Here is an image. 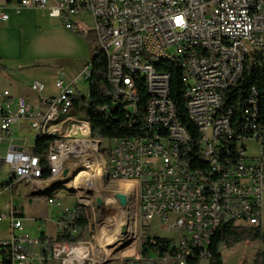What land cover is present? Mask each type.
<instances>
[{
  "label": "built area",
  "instance_id": "built-area-1",
  "mask_svg": "<svg viewBox=\"0 0 264 264\" xmlns=\"http://www.w3.org/2000/svg\"><path fill=\"white\" fill-rule=\"evenodd\" d=\"M12 5L18 10H43L96 44L107 57L110 94H128L131 114L137 111L133 75L144 78L147 61L173 57L174 52V59L184 66L183 97L198 138L180 120L171 98V78L160 70L147 89L142 134L129 139H93L106 145L110 158L115 159V174H125L133 182L140 202L139 220L142 226L148 225L141 259L186 264L198 254L203 262L222 223L262 228L264 112L260 96L256 90L252 91L256 99H246L248 111L240 113H248V121H240V113L225 103L224 96L240 79L249 52L256 50L264 59V0H13ZM7 19L1 9L0 20ZM204 45H213L214 53H203ZM208 61L217 62L216 72H205ZM90 74L89 64L81 75ZM119 77H128L125 90H118ZM75 81L57 76L53 82L56 93L43 95L48 84L35 79L31 89L40 94L37 106L19 94L14 84L5 87L0 92V132L10 133L13 124L23 120L29 122L35 137L79 130L80 120L72 112L78 95ZM212 108H221V115H212ZM237 122H246L250 133L237 131ZM155 126H163V137L154 138ZM166 126H174V134H166ZM252 141L258 149L250 154ZM84 144L91 140L52 143L47 178L41 177L43 167L34 151L11 148L6 161L14 177L0 181V193L15 179L24 178L36 188L51 184L56 174L66 178L69 158L76 155H83L82 164L93 165L83 154ZM55 200L56 196L48 197L51 204ZM5 217L12 232L1 242L5 262L0 264H43L49 258L61 259L63 264L80 261L74 252L80 245L77 242H57L50 249L26 232L13 206L0 220ZM36 244L39 252L31 249ZM43 252H48L47 258ZM151 252L155 259H150ZM88 258L81 260L85 263Z\"/></svg>",
  "mask_w": 264,
  "mask_h": 264
},
{
  "label": "crops",
  "instance_id": "crops-1",
  "mask_svg": "<svg viewBox=\"0 0 264 264\" xmlns=\"http://www.w3.org/2000/svg\"><path fill=\"white\" fill-rule=\"evenodd\" d=\"M12 1L0 0V10L8 14L6 21L0 20V59L6 66V69L0 70V92L14 84L19 94L24 95L30 104L37 106L40 94L31 89V83L35 79L47 82V90L43 95L56 93L53 86L54 79L57 76L66 78L65 72L71 74V77H68L69 81L76 80V83L77 76L90 64V43L81 33L66 28L60 18L51 17L45 11L33 7L18 10L12 5ZM22 71H28L29 82L26 84L18 76ZM78 91L81 92L79 89ZM76 116L80 117L78 114ZM36 140L26 120L13 124L8 134L0 132V181L11 180L14 177L11 166L6 161L9 150L20 148L34 151ZM4 163L9 165L7 171L4 170ZM49 192L51 195L52 190L31 188L29 181L24 178L15 179L10 188L0 193V215L13 206L17 215L23 218L26 232L31 233L34 239L38 240L42 234L55 238L64 227L53 218L57 207L51 206L49 211L48 203L42 208L36 204V198L32 197ZM32 207H35L33 211H31ZM38 220H43L44 224L42 225ZM47 221L53 225L51 232L44 230ZM11 232V222L7 217L2 218L0 254L1 242L9 238ZM31 249L40 251L37 244ZM56 260L63 264L61 259L55 258H49L47 264H53Z\"/></svg>",
  "mask_w": 264,
  "mask_h": 264
},
{
  "label": "trees",
  "instance_id": "trees-1",
  "mask_svg": "<svg viewBox=\"0 0 264 264\" xmlns=\"http://www.w3.org/2000/svg\"><path fill=\"white\" fill-rule=\"evenodd\" d=\"M91 44L94 43H90ZM158 70L167 72L171 78V98L174 101L178 115L184 126L191 132L194 138H198L197 127L191 122L187 115L185 101L183 97L184 84L182 76L184 68L174 58L161 60L157 63ZM91 74L88 78L89 88L87 94L78 91V95L73 99V113H76L88 120L90 125V137L100 139H129L140 136L146 116V106L149 99L147 87L144 79L139 75H133L136 83L137 111L131 114L128 111L130 103L119 96H111V85L108 78L107 57L97 46L93 55L90 56ZM6 69L0 59V70ZM260 96V106L264 112V59L261 54L253 50L249 52L245 59L244 71L238 82L229 89L224 96L227 105L236 107V111H246L249 108V100L256 92ZM247 113H240V121L247 120ZM243 122H237V129ZM55 142L53 136H39L36 140L34 152L40 159L43 171L42 178L50 175V164L47 159L49 147ZM50 195V192L47 193ZM48 195V196H49ZM64 224L63 229L55 238H50L42 234L38 241L40 244H48L50 249L57 242L72 243L83 240L89 228V220L83 214L79 205L74 209L64 213L60 217ZM148 225H143L147 229ZM264 239L261 227H239L231 223H222L213 234L208 245L207 264H224L223 248H232L239 243L258 242ZM148 249L144 250L146 254ZM47 258L48 252H43ZM48 263V260L44 262ZM159 264L156 260L127 259L124 264ZM7 264V263H6ZM186 264H202L198 254L190 257ZM252 264H264V251H257L252 260Z\"/></svg>",
  "mask_w": 264,
  "mask_h": 264
},
{
  "label": "rangeland",
  "instance_id": "rangeland-1",
  "mask_svg": "<svg viewBox=\"0 0 264 264\" xmlns=\"http://www.w3.org/2000/svg\"><path fill=\"white\" fill-rule=\"evenodd\" d=\"M89 25H92V22H90ZM95 47L96 44H91V55H93ZM172 55L174 57V52L172 53ZM155 60L156 58L154 59V61ZM27 72L28 71H22L18 74L19 78H21V80L25 84L29 82ZM65 75L66 78H64L69 81L70 78L68 77H71V74L65 72ZM77 77L78 81L74 86L78 88L83 94H87L89 88L88 78L82 76L81 73ZM66 135H70L69 130H66ZM72 135L78 138L83 137V135L77 131H74ZM257 149L258 144L255 141H252L249 144L248 152L252 154L256 152ZM82 163V155H76L75 157L69 158L67 167L70 168L69 171L72 174H70L68 179H74V181L77 180V178L75 179L76 172L74 170L76 168H78V170H88V167H86L87 164ZM3 167L4 170L7 171L9 165L7 163H4ZM70 185L71 186L61 185L54 191H52V193L56 195L54 204L48 202L49 194H37L32 195V197L34 196L36 198V204H38L42 208H45L46 203H48L49 211L51 206L55 208L57 207L55 209V213H53V218L58 221L59 224H61L60 226L64 225L60 221V217L64 213L72 210L77 205L81 207L83 214H85V216L88 218L89 228L85 233L83 240L75 244H83L87 246H91L92 244H94L95 250L94 252H92L93 254L90 255L89 258L85 261V263L75 260L74 264H124L125 260L127 259H141V244L144 242L145 234L148 230L143 228L141 221L138 218L137 203L136 200H133L132 195L130 196V198L132 199H128L129 204L128 202L122 204L118 201L117 193H115L116 191L122 192L121 190H118V188H125L126 191H129L132 185L111 180H108L102 184L95 183V185L83 181H76L74 184ZM96 187H98V189H96ZM129 192L128 194L130 195L131 192ZM34 208L35 207H32L31 211H33ZM51 216L52 214L50 215V217ZM38 221L42 225L44 224L43 220ZM49 222L44 230L51 232L53 231V225ZM130 223L133 224L132 227H135V233L129 234V236L120 245L112 247V244L109 243L114 239L115 233L120 229L121 226H129ZM262 230L264 236V221ZM136 231L138 232L136 233ZM30 235L32 238H35L31 233ZM101 236L105 240L104 243L109 244L107 246V249H110V251H108V254L107 251L101 248L102 246L100 245L98 239ZM260 250L264 251V239L262 241L254 243H239L232 248H223L222 254L224 264H252L255 253ZM155 258V252H151L150 259ZM145 260L151 261L149 259ZM53 264H60V261L56 260ZM202 264H207V261L203 260Z\"/></svg>",
  "mask_w": 264,
  "mask_h": 264
},
{
  "label": "bare ground",
  "instance_id": "bare-ground-1",
  "mask_svg": "<svg viewBox=\"0 0 264 264\" xmlns=\"http://www.w3.org/2000/svg\"><path fill=\"white\" fill-rule=\"evenodd\" d=\"M203 53L206 54H213L214 53V46L213 45H204L203 46ZM156 60L154 61V59ZM174 58L171 56H157L154 57L153 60L147 61L146 64L143 66V76L144 81L146 83L147 89H149L150 84L153 83V74H159L160 70H158L157 63L161 60H166ZM184 68V66H182ZM217 71V62L216 61H208L207 64H205V72H216ZM164 75L167 77H170V75L167 72H164ZM89 78V77H86ZM128 85V77H119L118 79V90H125V86ZM119 97L124 98L125 100H128V94H119ZM251 99H255L252 97ZM248 111V108L246 109ZM212 115H221V108H212ZM80 120L79 124V130H73L70 132V135H66V130H62V132H55V133H48L44 135L53 136L55 138L54 143H65V142H72V143H86L91 140V144H84L83 146V154L87 157L88 160L93 162V165H87L88 170H81L78 168L74 169L76 172V181H83L90 184L95 185V183H104L108 180L111 181H118L126 184H131V188L129 191H126L125 188L121 189L118 188V190H121L122 192H115V193H124L127 197V202L132 199L130 196L132 195L133 200H136L137 203V211H138V218L140 215V202L136 199V192L135 188H133V182L131 180H126L125 174H115V159L110 158V154H108V148L106 145H100V140H93L95 138L90 137V125L87 119H85L82 116H77ZM247 120L248 121V113H247ZM74 131L80 132V134L83 135L82 138L74 137L72 134ZM237 131H240V133H250V126H246V122H243L242 125H240L237 129ZM68 133V132H67ZM166 134H174V126H166ZM40 135V136H44ZM39 137V136H38ZM36 137V138H38ZM163 137V126H155L154 127V138H161ZM83 157V155H82ZM69 167L66 165V172H69L68 176L64 178V174H56V180H52V183L47 186H41L36 187L35 189H41V190H48V191H54L57 187L61 185L71 186L70 184H74L76 181L74 179H68L70 174H72L69 171ZM85 180V181H84ZM104 185V184H103ZM105 188V187H104ZM98 189V187H96ZM108 189V188H107ZM130 193V195L128 194ZM56 196L54 193L50 195V197ZM129 199V200H128ZM129 204V202H128ZM128 207V206H127ZM132 223V222H131ZM129 224L126 227L121 226L120 229L115 233L114 239L109 243L112 244V247L120 245L128 236L129 234L135 233V227ZM138 231H136L137 233ZM102 234V233H101ZM104 235V234H103ZM99 239L101 248L105 251H110V249H107V246L109 244H105V240L102 238V236ZM111 247V248H112ZM95 250V245L92 244L91 246H84V245H78L74 248V252L76 256L79 257L80 261L82 262L83 257H87L92 255ZM91 253V254H90ZM106 254V255H107ZM208 257V251H206V258ZM0 262H5V253L0 254Z\"/></svg>",
  "mask_w": 264,
  "mask_h": 264
},
{
  "label": "water",
  "instance_id": "water-1",
  "mask_svg": "<svg viewBox=\"0 0 264 264\" xmlns=\"http://www.w3.org/2000/svg\"><path fill=\"white\" fill-rule=\"evenodd\" d=\"M117 199L120 203H126L127 202V197L124 193H118L117 194Z\"/></svg>",
  "mask_w": 264,
  "mask_h": 264
}]
</instances>
